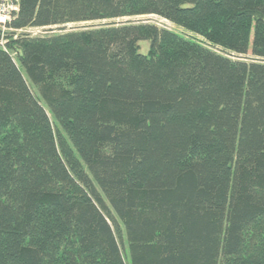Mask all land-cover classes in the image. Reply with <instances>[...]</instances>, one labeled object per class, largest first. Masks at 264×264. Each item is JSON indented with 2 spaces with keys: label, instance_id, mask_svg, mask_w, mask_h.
<instances>
[{
  "label": "trees",
  "instance_id": "trees-1",
  "mask_svg": "<svg viewBox=\"0 0 264 264\" xmlns=\"http://www.w3.org/2000/svg\"><path fill=\"white\" fill-rule=\"evenodd\" d=\"M145 14L207 45L26 31ZM6 26L0 264H264V0H19Z\"/></svg>",
  "mask_w": 264,
  "mask_h": 264
},
{
  "label": "rangeland",
  "instance_id": "rangeland-1",
  "mask_svg": "<svg viewBox=\"0 0 264 264\" xmlns=\"http://www.w3.org/2000/svg\"><path fill=\"white\" fill-rule=\"evenodd\" d=\"M19 7V6H18ZM129 21H135V22H145V23H153L156 24L160 27H164V28H168L172 31H175L179 34L185 35L187 37H194L196 38V40L202 41L204 42L205 45H207V42L204 41V39L197 35L192 33L191 31L186 30L184 27L170 21L167 20L159 15H154V14H145V15H136V16H126V17H120V18H113V19H101V20H94V21H85V22H73V23H68L65 25H54V26H50V27H39V28H27L26 31L32 34H38V35H43V34H50V33H54V32H59L62 31L64 29H77V28H84V27H97V26H101V25H109V24H121V23H125V22H129ZM0 29H2L3 31H8V28L5 24H0ZM0 43L3 44L4 40L0 39ZM149 41H142L141 42V51L142 52H147L148 48H149ZM209 45V44H208ZM211 46V45H209ZM212 48L218 50L219 52L223 53V54H227L233 57H239V58H245V59H250V58H254L250 53L247 55H238V54H234V53H229L226 50H223L220 47H213ZM35 91L37 92V90L35 89ZM42 103L45 105L46 109L49 111L47 104L44 100H42ZM49 115L52 118L50 112ZM126 255H128V253H126Z\"/></svg>",
  "mask_w": 264,
  "mask_h": 264
},
{
  "label": "built area",
  "instance_id": "built-area-1",
  "mask_svg": "<svg viewBox=\"0 0 264 264\" xmlns=\"http://www.w3.org/2000/svg\"><path fill=\"white\" fill-rule=\"evenodd\" d=\"M19 0H0V24L11 21L13 13L19 10Z\"/></svg>",
  "mask_w": 264,
  "mask_h": 264
}]
</instances>
